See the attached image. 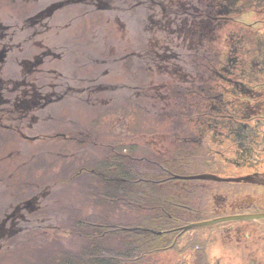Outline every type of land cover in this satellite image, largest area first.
<instances>
[{
  "label": "flooded vegetation",
  "instance_id": "obj_1",
  "mask_svg": "<svg viewBox=\"0 0 264 264\" xmlns=\"http://www.w3.org/2000/svg\"><path fill=\"white\" fill-rule=\"evenodd\" d=\"M242 168L264 177V0H0V253L70 213L67 231L127 232L97 207L139 197L140 264H210L222 234L260 264L264 228L240 218L259 189L183 178Z\"/></svg>",
  "mask_w": 264,
  "mask_h": 264
},
{
  "label": "rangeland",
  "instance_id": "obj_2",
  "mask_svg": "<svg viewBox=\"0 0 264 264\" xmlns=\"http://www.w3.org/2000/svg\"><path fill=\"white\" fill-rule=\"evenodd\" d=\"M132 171L131 174H135V168L133 167L134 164H130ZM227 169V168H226ZM210 170V169H207ZM206 170V171H207ZM253 169L250 168H242V169H228V170H221L219 176H226V177H244L246 173H253ZM197 171L189 170L187 167L183 168L180 167L177 169V173L179 174H185V173H196ZM250 173V175H252ZM247 176V175H246ZM218 185H221L222 188H253L257 187L259 189V194L255 195V205H250L246 211H243L241 213L250 214V215H257V214H264V187L259 186L252 183H244V182H216ZM73 188V187H72ZM70 193L66 195H72L73 189L69 190ZM74 192V191H73ZM251 198V197H250ZM232 200V199H230ZM236 200H242V198L234 199ZM140 198L139 197H130V203H133L132 207H130V212H128L127 215L123 213L120 207L112 206L109 208H106L105 205L100 204L97 207V212L99 211V217H102L105 212H108L111 214L113 218V223L115 224H122L126 227H132L135 225V215L136 211L139 210L138 205L140 204ZM231 202V201H230ZM81 206L79 205L78 208V215H80L83 219H89L88 217L91 210V206H93V202L91 203V200L82 198L81 200ZM66 215L69 217L68 213ZM106 215V214H105ZM75 214L70 213V219H68L67 222H61V231L54 233L50 232L47 236H36L32 239L33 243L26 244L22 243L21 241H17L15 243V246L11 247V250L4 251L0 253V264H54L58 260V254H65V255H74L79 256L82 254L87 247V242L85 239L79 237L78 233L76 232H70L67 231L70 227L71 221ZM256 223H258L261 227L264 228V219H258L256 220ZM223 224H221L222 226ZM212 226H206V228H211ZM71 229V227H70ZM72 230V229H71ZM89 229H86L85 231H82L83 233H87ZM259 237L264 238V231H261L259 233ZM118 239L115 237H109L105 240H102L99 243V247H113L116 248L117 246H120L118 243L116 244V241ZM119 241V240H118ZM235 244V241L233 239V236L231 235H221L216 238H213L209 240L205 244L204 247L208 250V253L205 254L206 256L210 257V264H221L219 263L220 259L221 261H227L230 264H234V254L232 246ZM260 246V244H259ZM194 249V252L192 255L197 256L202 253V251H199L196 248ZM42 250L44 252H48L47 255H43ZM258 256L261 258V261H263L260 264H264V245H262V248L259 250ZM45 256V257H44ZM232 257V258H231ZM47 258V260H45ZM263 258V259H262ZM41 259V261H40ZM54 262V263H53ZM154 264L153 262H151Z\"/></svg>",
  "mask_w": 264,
  "mask_h": 264
},
{
  "label": "trees",
  "instance_id": "obj_3",
  "mask_svg": "<svg viewBox=\"0 0 264 264\" xmlns=\"http://www.w3.org/2000/svg\"><path fill=\"white\" fill-rule=\"evenodd\" d=\"M145 175L148 177L155 176V172L151 169H147ZM135 191L137 192L138 185ZM90 236V233L83 234L84 238ZM112 237L117 238L119 245L124 242L126 246V251L122 249L113 248V255L106 252H102L100 249L93 247V242H91L79 256L74 255H65L63 253L58 254V260L54 264H140L144 260H147L151 253H154L153 247L150 245L149 234L137 231H121V229H115L109 234ZM145 237V239H144ZM148 237V239H146ZM87 239V238H86ZM20 240H16L12 243V247L15 246V243ZM146 243L142 244V242ZM142 244V245H141ZM122 246V244H121ZM43 255H47V251L42 250ZM145 253L147 254L145 256ZM45 257V256H44ZM47 260V258L45 259ZM41 261V259H40ZM47 264V263H45Z\"/></svg>",
  "mask_w": 264,
  "mask_h": 264
},
{
  "label": "water",
  "instance_id": "obj_4",
  "mask_svg": "<svg viewBox=\"0 0 264 264\" xmlns=\"http://www.w3.org/2000/svg\"><path fill=\"white\" fill-rule=\"evenodd\" d=\"M184 179H206V180H214L218 182H244V183H252V184H264V177L260 174H252L247 175L244 177H226V176H214V175H203V176H195V177H183ZM240 218H248V219H261L264 218V214H257L252 216H246V217H240ZM236 218V219H240ZM232 219V218H228ZM226 219V220H228ZM220 222V219L218 220H212L208 222H204L202 224L194 225V227H206V226H212ZM1 249V246H0Z\"/></svg>",
  "mask_w": 264,
  "mask_h": 264
},
{
  "label": "bare ground",
  "instance_id": "obj_5",
  "mask_svg": "<svg viewBox=\"0 0 264 264\" xmlns=\"http://www.w3.org/2000/svg\"><path fill=\"white\" fill-rule=\"evenodd\" d=\"M130 207H132V205H131ZM138 212H139V210L136 211V213H138ZM137 224L140 225L138 222H137ZM137 224H135V225L132 226V227H129V230H128V229H127V230H128V231H135V230H136V229H135V226H136ZM137 231H138V229H137ZM87 233H90V236L87 237V235H86L85 238H84V236H83V234H85V233H83V232H81V233L78 234V235H79V237L85 239V241L87 242L88 245H89L91 242H93L92 244H93V245H94V244H97L98 247H99V244H98V243H100L102 240L107 239V237H108V236H103V235H101L100 237H98L100 234L97 235V233H96L95 231H91V230H89ZM95 235H97V236H95ZM110 237H112V236H110ZM86 238H87V239H86ZM116 244H117V241H116ZM88 245H87V246H88Z\"/></svg>",
  "mask_w": 264,
  "mask_h": 264
}]
</instances>
